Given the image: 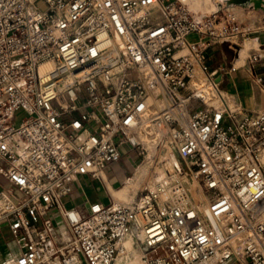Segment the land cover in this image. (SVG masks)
Returning <instances> with one entry per match:
<instances>
[{
  "label": "built area",
  "instance_id": "obj_1",
  "mask_svg": "<svg viewBox=\"0 0 264 264\" xmlns=\"http://www.w3.org/2000/svg\"><path fill=\"white\" fill-rule=\"evenodd\" d=\"M218 7L0 0V236L13 248L0 264H264V109L228 102L207 66L211 45L249 40ZM121 147L163 150L144 191L66 208Z\"/></svg>",
  "mask_w": 264,
  "mask_h": 264
},
{
  "label": "crops",
  "instance_id": "obj_2",
  "mask_svg": "<svg viewBox=\"0 0 264 264\" xmlns=\"http://www.w3.org/2000/svg\"><path fill=\"white\" fill-rule=\"evenodd\" d=\"M220 4L219 1L215 2V5ZM258 35L250 39L255 42L253 47H249L247 50L244 49V46H247L248 42L242 46V49L237 50V54H235L230 63H228V67L224 61V58L221 53L220 44H213L206 50V58H207V66L210 70L216 69L220 67L222 69L216 77L215 81L218 84L221 82L223 87L226 90H222L219 88L225 96L228 102L236 104L242 108L245 113H249L251 115H255L261 112L264 109V86L257 85L254 81V78L260 77L264 82V28L257 33ZM188 41H194L195 36H189L187 38ZM240 50V51H239ZM256 51L260 55V60L255 63V67L252 66V71L249 67V63L245 57H241V54L244 51ZM233 66L235 70L233 72H229V68ZM136 166V165H135ZM135 166L131 168V174L135 170ZM118 163L112 167H108L103 173V183L98 179H95L98 183V187L101 189V195L95 196L92 194V191L89 189H83L80 185V182H87L90 179L86 176L78 177L76 184L73 186V190L71 195L68 198L64 199V205L66 208L73 209L78 213H84L86 207L91 203H99V204H107L110 199H116L112 192H117L124 189V187L120 188L125 184L128 180H130L129 176H123L121 179V184L116 185L113 182V174L119 170ZM5 183L0 178V188H2ZM107 188V189H106ZM120 188V189H119ZM123 201L133 200L137 195L136 191L132 194H127L125 192L123 194ZM7 233L4 227L2 228V233L0 236V248H5L4 244L1 242L2 235ZM68 240V235L64 233L59 240L60 243H65ZM0 256H5L0 253Z\"/></svg>",
  "mask_w": 264,
  "mask_h": 264
},
{
  "label": "rangeland",
  "instance_id": "obj_3",
  "mask_svg": "<svg viewBox=\"0 0 264 264\" xmlns=\"http://www.w3.org/2000/svg\"><path fill=\"white\" fill-rule=\"evenodd\" d=\"M225 3H228V2H225ZM220 4H221V2H220ZM229 5H231V6L225 7V8H228L231 12H233L235 14V16L237 17V20L240 22L241 27L243 29L248 30V34L246 35V37L249 40L255 38L258 35L257 33L260 32V30H262V28H264V0H253V1L248 0V1H246L245 4L231 3ZM202 12H203V10H202ZM202 12H201V15H204L206 13V11L204 13H202ZM248 41H246V42H248ZM247 44H248L247 46L243 45L245 47L244 49H246V50L249 47H253V45H255V42L251 40ZM249 44H252V46H250ZM238 45L240 47L239 49L241 50L242 44L238 43ZM220 48H221L222 56L224 58L226 66H227L228 63L231 62L233 56L235 54H237V48L236 47L235 48L234 47L228 48L225 44L220 45ZM246 50L241 54V57H245V56L247 57L249 55L248 51H246ZM252 66L255 67V63L249 64L251 71H252ZM218 86L220 89H222L224 91L226 90V88L223 87V84L221 82L218 84ZM23 117H24V114L22 111H20V110L16 111L14 113L15 123H18L19 120ZM149 155H151V154H149ZM163 156H164L163 150H161L160 147L157 149L155 155L153 157H150L149 160L142 159L139 156L137 157L133 151H130L126 147H121L120 148V158L118 161V165H119L120 169L116 172L115 175L113 174V182H115L116 185H120L122 177L123 176H129L131 174V168H133L136 165L135 170H136V168L138 170L137 171L134 170L133 173L130 175V177H131L130 180H128L125 184H123L122 186H119V187L122 188L126 185V186H128V188H126L127 194H132L133 192L136 191V195L137 196L140 195L147 186L148 179L150 177L152 170L157 168V166L155 165L156 160H160V158H162ZM143 166L147 170L148 175L142 181H141V179H139V181H137V184L132 188L131 185H134V183L136 181V176L138 174L139 168L143 167ZM80 185L83 189L91 190L92 194L95 196L102 194L101 189L98 187V183L95 179H90L87 182H80ZM121 191L122 190H120L119 192H121ZM123 193H125V192H123ZM123 193L121 194V196L119 195L118 198H116V199L124 200ZM9 240H10L9 235L7 233H4L2 235L1 242L7 243V242H9ZM9 246L10 247L6 246L5 248L4 247L2 249L0 248V253L6 255V250H9L10 248H12L11 244ZM12 250H13V248H12Z\"/></svg>",
  "mask_w": 264,
  "mask_h": 264
},
{
  "label": "bare ground",
  "instance_id": "obj_4",
  "mask_svg": "<svg viewBox=\"0 0 264 264\" xmlns=\"http://www.w3.org/2000/svg\"><path fill=\"white\" fill-rule=\"evenodd\" d=\"M181 1L184 2L187 5V8L190 11L197 12L200 15H201L202 10H203L202 13H204L206 11V13L204 15H208L211 12L215 11L218 8V6H221L222 8L230 7L231 6V5H227L225 3L227 0H181ZM216 1L221 2V4L215 5V2ZM245 1H248V0H245ZM249 1H253V0H249ZM146 148H147L149 154H153V152H154V145H153L152 142H147L146 143ZM147 175L148 174H147V170L145 169V167L144 166L143 167H140L139 168V171H138V174L136 176V181H135L134 185H131L132 188L137 184V181H139V179H141V181H142L145 177H147ZM126 188H128V186H125L124 189H123V191H121V192H119V191L112 192V195L115 198H118L119 195L121 196V194L123 192H126Z\"/></svg>",
  "mask_w": 264,
  "mask_h": 264
},
{
  "label": "water",
  "instance_id": "obj_5",
  "mask_svg": "<svg viewBox=\"0 0 264 264\" xmlns=\"http://www.w3.org/2000/svg\"><path fill=\"white\" fill-rule=\"evenodd\" d=\"M226 2H228V3H226L227 5H229L231 3H234V4H245L246 3L245 0H227Z\"/></svg>",
  "mask_w": 264,
  "mask_h": 264
}]
</instances>
